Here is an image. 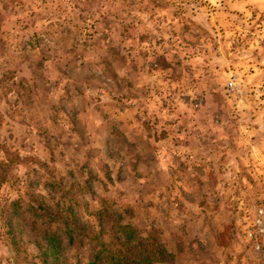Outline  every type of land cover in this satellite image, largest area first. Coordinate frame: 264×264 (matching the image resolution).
<instances>
[{
  "label": "rangeland",
  "instance_id": "obj_1",
  "mask_svg": "<svg viewBox=\"0 0 264 264\" xmlns=\"http://www.w3.org/2000/svg\"><path fill=\"white\" fill-rule=\"evenodd\" d=\"M94 2L0 0V264H49L50 261L101 264L92 256L106 247L110 248L111 255L114 250L125 254L126 259L120 264H218L213 249L230 248L239 241L237 221L241 217L232 197L220 195L228 184L222 183L214 173L228 162L229 154H244L247 139L242 132L229 127L234 122L213 106L215 101L193 107L191 114L181 109L188 98L181 90L171 87L177 81L175 73L179 66L174 48L177 40L185 41L189 26L169 23L161 27L164 18L156 17V11L167 8L169 0H107L109 8L102 19L91 25L95 28L99 23L100 28L88 33L80 24L91 19ZM217 2L221 7L213 11L223 15L226 25L219 29L220 39L230 42L233 53L244 55L251 49V55L258 58L264 40L254 37V33L264 24V11L254 8L252 0ZM227 4H243L244 10L226 7ZM135 11L147 12L149 21L156 19L155 31L132 15ZM249 11L251 16L245 14ZM57 12L67 15L58 19L54 28L49 25L51 31H42L38 27L41 22ZM178 16V12L171 13V18ZM208 22L212 23L210 19ZM215 23L220 24L219 17ZM105 28L114 31L118 39L110 38L103 31ZM81 34L83 41L77 39ZM45 38L62 45L48 69L44 68L43 61L46 49H51L48 45L41 47ZM192 38L199 41L202 35L194 33ZM93 39H108L107 71L118 68L125 72L119 86L109 90L108 101L86 98L85 91H95L96 77L69 71L64 77L63 95L52 99L50 93L58 82L44 77L43 71L51 76L57 64L71 69L72 53L77 45L88 47ZM16 52L19 64L15 69L8 68L7 57ZM167 68L173 70L172 75L144 79ZM38 79L45 80L50 87L41 84L34 87ZM193 83L189 75L188 86ZM152 93L161 97L153 112V115L160 113L158 121L167 125L172 111L183 112L179 133L184 139L174 137L171 147L186 150L184 163L176 169L169 166L167 175L154 173L150 164L141 170L138 164L131 163L141 158L143 133L136 126L135 116L121 119L118 111L120 105L131 102L128 111L142 104L147 115L148 105L155 103ZM98 112L111 119L94 126L90 135H83L90 118ZM144 127H149V123ZM258 142L259 138L253 137V143ZM17 149L26 155L21 157ZM37 151L44 155V160ZM166 151L170 152L171 148L164 145L159 153L161 168L167 164ZM253 154L259 155L255 147ZM176 159L179 157H174V162ZM17 163L34 167L25 176L23 196L10 199L3 194L4 186L8 184L9 190L19 191L14 183H9ZM128 168H131L128 174L131 184L126 190H117L116 199L101 198L98 191H93L94 187L103 186L101 174L112 183L114 173L115 180H121ZM241 169L243 173L242 165ZM242 180L243 175L237 174V184ZM85 194H89V199H84ZM143 196L157 197L161 201L156 205L158 210L173 199L181 204L197 205L209 221L223 208L221 215L226 214L227 224L222 232L205 234L203 240H185L172 234L167 225L158 226L155 217L148 218V208L153 204L143 201ZM97 200L99 207L93 203ZM124 224L136 230L134 235L140 236V247H130V239L119 227ZM166 232L169 234L165 235ZM161 245L165 249L163 253L158 252ZM224 255L227 264L231 256L228 252ZM239 259L237 256L238 264Z\"/></svg>",
  "mask_w": 264,
  "mask_h": 264
},
{
  "label": "clouds",
  "instance_id": "obj_2",
  "mask_svg": "<svg viewBox=\"0 0 264 264\" xmlns=\"http://www.w3.org/2000/svg\"><path fill=\"white\" fill-rule=\"evenodd\" d=\"M252 3L254 8L264 11V0H252ZM220 7L217 0H169V6L158 9L156 17L164 18L161 27H167L169 23L177 26L180 23H187L189 26V34L185 41L177 40L175 42L174 50L178 52L179 66L175 73L177 81L171 86L173 89L181 90L183 95L188 98V103L181 106L183 112L191 114L193 107L207 106L215 101L213 106L226 113L228 119L234 122L229 127L234 128L237 132H242L247 139L244 154H229L228 162L223 165L222 169L214 173L222 183L228 184L227 189L220 192V195L232 197L241 217L237 221V226L240 228L239 241L233 243L230 248L221 246L213 249L218 258V264H226L225 252L231 256V260L227 261V264H238L237 256L240 257L239 264H264V48L260 49L258 58L251 55V49L244 55L233 53L230 50V42L220 39L219 29L226 25L223 15L213 11L214 8ZM226 7L244 10L243 4H227ZM108 8L107 0H95L90 9L91 19L82 22L80 28L85 32L95 33L100 28V24L96 23L95 28L91 25L100 21ZM173 11L178 12L179 16L171 18ZM245 14L251 16L250 11ZM66 15L63 12H57L51 18L43 20L38 27L42 31H51L49 25L54 28L56 21L64 19ZM121 15H126V13H121ZM132 15L144 21L147 28L155 31L153 25L158 21L156 19L149 21L147 12L135 11ZM217 17L220 18V24L215 23ZM209 19L212 23L208 22ZM259 27L261 30L254 33V37L258 36L264 40V24ZM103 31L110 38L118 39L114 31L109 32L107 28ZM198 32L202 35L199 41L192 38L193 34ZM204 32H207L208 35H203ZM77 39L83 41L84 36L81 34ZM45 45L51 49L50 51L46 49L43 61L44 68L48 69L52 66V58L62 49V45L50 42L48 38L42 41L41 47ZM12 46L16 48V43L13 42ZM72 58L74 63L71 69L57 64L56 70L51 76L47 71H43L44 77L58 82L57 87L51 91L50 97L56 99L63 95L66 83L64 77L69 71H72L78 74L91 73L96 77L97 83L93 85L95 91L91 89L85 91L84 97H98L108 101L110 99L109 90L118 87L120 78L125 76V72L118 68L114 71H107V61L110 59L108 39H93L88 47L77 45L76 51L72 53ZM7 59L9 61L8 68H17L19 64L18 52L10 54ZM172 74L173 70L167 68L144 79L155 80L158 76ZM25 75L27 76L28 73L25 72ZM189 75L194 81L191 87L187 84ZM35 84H41L46 88L50 87L45 80L38 79L34 83V87ZM201 92H203L202 95H200ZM151 95L155 103L148 105L150 110L147 115L143 113L142 104H138L132 111H128L131 102L128 105H120L118 111L121 119L125 117L132 119L135 116L138 121L136 126L143 133L141 158L132 160L131 163L138 164L141 170L150 164L154 173L160 172L167 175L169 166L176 169L182 167L184 163L183 153L186 150L171 147L174 137L181 141L184 139L183 135L179 133L183 122V112L181 109L172 111L168 117L167 125L163 121H158L157 117L160 113L153 115V112L161 97L156 96L155 93ZM193 101L196 103L193 104ZM168 110V108H164V111ZM178 112H180L179 115ZM106 118L111 119L110 116L106 117L105 113L98 112L97 115L90 118L88 128L82 134L90 135L92 128L104 124ZM146 122L149 123V127H144ZM253 137H258L259 142L254 144ZM164 145L171 148V151H166L167 164L161 168L159 153ZM254 147L259 152L258 156L253 154ZM17 151L21 157L26 155L22 150L17 149ZM37 155L41 160L45 159L39 151H37ZM237 156H239V163H237ZM174 157H179V159L174 162ZM241 165L245 170L243 173ZM31 167L34 165L25 166L20 163L13 167L9 183H14L19 191L9 190L8 184H5L4 196L10 199L23 196L25 176ZM55 167L59 168L60 166L56 165ZM130 172L131 168H128L121 180H115L116 174L114 173L112 183H109L108 178L101 174L103 186L94 187L93 191H98L101 198L116 199L117 190H126L127 186L131 184L128 175ZM237 174L243 175V180L239 184L236 182ZM85 179H88L87 175ZM211 183L212 181L209 180V184ZM248 197H252V199H248ZM84 199H89V194H85ZM143 201H152L153 206L148 208L149 219L155 217L158 226L167 225L172 234L183 236L185 240H203L205 234L222 232L227 224L226 214L221 215L224 213L223 208L209 221L202 213L201 208L194 204L185 205L173 199L158 210L156 205H160L161 201L157 197L143 196ZM257 201L258 203H255ZM93 203L99 207L98 200ZM168 234V232L165 233V235Z\"/></svg>",
  "mask_w": 264,
  "mask_h": 264
},
{
  "label": "trees",
  "instance_id": "obj_3",
  "mask_svg": "<svg viewBox=\"0 0 264 264\" xmlns=\"http://www.w3.org/2000/svg\"><path fill=\"white\" fill-rule=\"evenodd\" d=\"M119 227L125 233V237L130 239L129 240V242H130L129 244H131L130 247H137V246L140 247L141 246L140 241H139L140 236L134 235L136 233V230L134 228H132V226H130L129 224H124V225H121ZM134 240H135L136 244H135ZM49 245L52 246V244H50V243H49ZM109 249H110L109 247L103 248V250H101L100 252L93 254L94 256H92V257L96 258L95 259L96 261L98 259V262L101 264H110V262L112 264H114L115 262H117L116 264H120L126 259L125 254H121V253L117 254L116 250H114L112 255H111V250H109ZM158 252L159 253L165 252V249L162 245L158 249ZM138 253H141V252H138ZM95 260H93V261H95ZM49 264H56V263L50 261Z\"/></svg>",
  "mask_w": 264,
  "mask_h": 264
}]
</instances>
